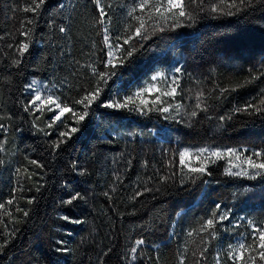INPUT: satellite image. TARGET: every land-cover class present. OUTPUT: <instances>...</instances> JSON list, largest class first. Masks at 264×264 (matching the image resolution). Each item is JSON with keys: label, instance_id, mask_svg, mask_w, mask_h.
Wrapping results in <instances>:
<instances>
[{"label": "trees", "instance_id": "obj_1", "mask_svg": "<svg viewBox=\"0 0 264 264\" xmlns=\"http://www.w3.org/2000/svg\"><path fill=\"white\" fill-rule=\"evenodd\" d=\"M137 3L102 0L110 22L101 25L93 0H48L35 17L22 11L29 0H0V203L14 201L6 204L12 218L0 214V243L6 245L0 264H233L229 246L237 239L251 243L254 226L264 228V176L228 175L236 172L230 156L190 165L206 167L203 175L179 163L182 149H248L242 159L264 150V113L242 111L264 97V76L223 91L264 70V4L226 16L210 11L220 0H204L191 27L182 21L160 31L149 23L146 39L131 41L132 57L113 69L106 65L103 28L114 44H123L126 27L137 25L127 15ZM22 19L34 23L22 27ZM29 28V51L20 57L21 31ZM112 51L118 62L122 54ZM93 68L115 75L102 83ZM171 69L179 83L175 97L153 91L135 100V111L104 107ZM98 83L103 90L90 107L74 103ZM38 88L88 116L76 124L65 113L67 127L57 122L47 128L57 111L35 110L30 102ZM71 127L79 131L53 148L59 132ZM73 196L82 199L66 203ZM217 204L215 227L200 231ZM137 240L145 243L136 247ZM248 255L235 264H252Z\"/></svg>", "mask_w": 264, "mask_h": 264}, {"label": "snow or ice", "instance_id": "obj_2", "mask_svg": "<svg viewBox=\"0 0 264 264\" xmlns=\"http://www.w3.org/2000/svg\"><path fill=\"white\" fill-rule=\"evenodd\" d=\"M48 3V0H29L28 7H24L22 11L30 12L35 17V14L41 10V8ZM93 3L96 5L97 11L99 13L100 19H98V23L101 25H105L106 23L110 22L109 14L105 11V6L102 5V0H93ZM204 0H139L134 7H132L128 12L127 15L134 19L137 22V25L133 28L132 25H128L125 29V36L123 37V44L116 43L114 44L110 38L109 30L107 27L103 28V43L107 45L109 52L108 56L110 57L106 65H110L111 68L115 69L118 66H123L125 63L126 58H130L133 55V50H131V41L133 39L139 38L141 40L146 39L145 32L147 31L149 23L152 24L153 30L159 29L163 31L165 27L170 26L172 28L182 27L184 26L182 21H188V27H191L192 24L196 22L197 16L194 14V9H202ZM254 3H261L264 4V0H220V4L212 7L210 9L213 13H218L220 15L226 16H233L237 15L241 11H247L248 8L252 7ZM222 5V6H221ZM62 7V5H60ZM107 7H111V5H107ZM147 10V11H146ZM235 10V11H233ZM139 11L140 15L136 13ZM146 13V15H145ZM34 23V19H22L21 26L24 27L25 25H32ZM61 32H65V28L60 29ZM32 29H27L21 31V35L25 37V41L21 42L19 46L16 48L20 57H23L25 53L29 51L30 44L28 42L29 37L31 36ZM117 40L121 39V37H117ZM123 45H129V50H125ZM113 48L119 51L122 55L115 57V60L118 62H114L113 57ZM13 63L18 67L21 63L20 59H16ZM177 72L180 71L179 68L176 69ZM93 74L98 77V81L102 83H107V80L110 76L115 75L114 72H98L95 68H93ZM163 74H161L162 76ZM264 76V70L261 71L260 75L253 74L251 78H245L242 83L237 84L235 87L224 89L223 91H234L237 88L246 87L248 84L253 83L255 80H258ZM158 76H153L152 80L155 81L159 79ZM172 86H170L167 90H165L162 94L168 97H175L177 93V88L179 87L178 81L174 78L171 82ZM102 88L100 87V83L97 84L96 88L85 95L82 99L74 101L75 104L83 105L85 109L90 107L93 102H95L102 92ZM156 89L155 85H149L148 87L144 88L141 91H137L134 93L133 96L126 97L123 102H114L105 104L104 107L106 108H115L120 110H128V111H135L137 110L135 105V100L145 93L152 92ZM203 93H199L197 95V103L196 107L201 108ZM39 102V103H38ZM159 102V98L157 101ZM31 105L35 106L36 111H41L43 108H47L48 111H56V115L51 119V121L46 125L47 128H52L54 124L57 122L61 123L62 127H67L66 123L63 122L62 117H64L65 113H70L72 117H75V123L80 124L85 120V117L88 116L87 111L77 112L74 110L73 107H70L67 103L59 102L58 97H54L53 95H43L38 89L35 92L34 98L31 100ZM148 102L145 100H141L142 105H146ZM177 108L180 107L179 104L176 105ZM252 108L255 112H262L264 113V97L261 98L258 105H247L242 111L248 112V109ZM25 110H28L27 108ZM162 111L168 112V108H163ZM202 111H207V108H202ZM251 114V113H249ZM192 117L197 116L196 111H192L190 113ZM79 128L71 127L70 130L61 131L59 132V136L61 137L60 140L53 144V148L59 149L61 144L66 142L65 138H70L71 134L77 133ZM50 135V133H46ZM0 151H3L0 148ZM248 149L238 150L235 148H229L225 152L221 151H210L208 148H200L195 157L199 160L205 153L208 154V157H217L220 158L222 156H230L235 157L236 160H241V155L243 152H247ZM193 154L188 150L185 149L183 152L179 154V163L181 166L188 167V170L192 173H197L199 175H203L206 173L207 169L204 166L199 167H190L186 164V159L190 158ZM255 156L258 159H253L252 157ZM264 150L259 151H252V153L246 157H244L242 163L247 165L248 169L254 170V173H250L244 169H241L237 172L228 171V175L230 176H245L249 179H255L256 176H264ZM4 162L0 160V164ZM31 164L38 165V162L35 160L30 161ZM18 173L21 171L20 169L16 170ZM26 171V170H25ZM209 175L211 173H208ZM31 174H29V177ZM167 179V178H165ZM139 195V194H138ZM82 199V197L73 196L71 199L67 200L66 203L72 204L74 200ZM32 201H29L31 203ZM14 201L9 199L6 203H0V214L7 212L9 218H12L11 212L8 211L6 208L7 205L13 204ZM220 205H216V211L212 213L211 218L207 219L204 224L201 226L200 231H209L215 227L216 223V216L217 211H219ZM17 211H22L18 207L16 208ZM23 215L27 216L28 212L23 211ZM64 220H69L68 216L62 217ZM221 221L227 219V213L221 215L219 217ZM74 224L83 223L80 220H71ZM252 222L249 221V224ZM255 235L251 237V243L245 244L244 242H240L236 246H229L231 248V252L229 254V259L233 260V264L238 260L240 262L245 261V253H249L248 259L252 261V264H255L256 256H253L252 253H257L258 258L261 261H264V228L259 226H254ZM214 234V233H210ZM189 235H193L192 232H189ZM62 243V242H61ZM136 247L143 245L145 242L143 240H137ZM5 244L0 243V251L5 248ZM136 247L131 249L132 253L136 252ZM61 249H57L60 251ZM135 255H133V259H135ZM180 264H184V261L181 260Z\"/></svg>", "mask_w": 264, "mask_h": 264}, {"label": "rangeland", "instance_id": "obj_3", "mask_svg": "<svg viewBox=\"0 0 264 264\" xmlns=\"http://www.w3.org/2000/svg\"><path fill=\"white\" fill-rule=\"evenodd\" d=\"M175 70L174 69H171V71H165L164 73L161 72V73H158L157 75L155 76H158L160 77L159 79L151 82V85H155L156 86V89L158 90H154L158 93H163L165 90H167L170 86H172L171 82L172 80L175 78ZM161 74H163L161 76ZM37 90V89H36ZM38 90L43 94V95H49L48 91H44L42 90V88H38ZM153 92V91H152ZM34 98V97H33ZM39 103V102H38ZM58 111V110H56ZM185 149H182L181 152H183ZM189 150V149H188ZM193 155L190 157V158H187L186 159V164L188 166H197L199 165V163H201L202 161H204L205 159H209L208 157V154L205 153L199 160L196 159L195 157V154L197 153V151H192V150H189ZM210 151H213V150H210ZM180 152V153H181ZM226 156H222L221 158H224ZM210 158H214V157H210ZM217 158V157H215ZM231 159V164H232V170H235L236 172L237 171H240L241 169H244L246 171H249L250 173H254V170L252 169H248L247 165H244L242 163L243 159L241 158V160H236L235 157H232L230 158ZM241 241V239H237L235 242H234V246L238 245Z\"/></svg>", "mask_w": 264, "mask_h": 264}]
</instances>
